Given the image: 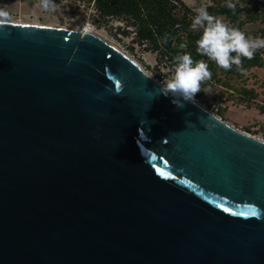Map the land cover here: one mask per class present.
Returning <instances> with one entry per match:
<instances>
[{"label": "water", "instance_id": "water-1", "mask_svg": "<svg viewBox=\"0 0 264 264\" xmlns=\"http://www.w3.org/2000/svg\"><path fill=\"white\" fill-rule=\"evenodd\" d=\"M159 87L93 34L0 23V264H264V141Z\"/></svg>", "mask_w": 264, "mask_h": 264}, {"label": "rangeland", "instance_id": "rangeland-1", "mask_svg": "<svg viewBox=\"0 0 264 264\" xmlns=\"http://www.w3.org/2000/svg\"><path fill=\"white\" fill-rule=\"evenodd\" d=\"M181 1L195 13L199 7H211L210 13L230 27L239 28L249 37L264 38V0ZM230 3L234 7H229ZM219 7L231 9V16L215 12ZM0 9L8 13L7 16L0 15L1 21L32 22L45 27L74 28L82 23L78 21L87 20L95 27L94 35L132 58L158 83L163 84L174 75L176 63L153 49L148 40L139 41L134 36L137 26L130 14L113 13L110 18L107 17L110 14L100 9L94 14L90 4L76 0H0ZM175 11L181 14L180 8ZM239 22L243 24L240 26ZM256 53L261 58V65L240 73L226 72L218 67L215 78L201 81L202 90L195 93L193 100L239 131L251 136L262 133L264 138V48L257 49Z\"/></svg>", "mask_w": 264, "mask_h": 264}, {"label": "trees", "instance_id": "trees-1", "mask_svg": "<svg viewBox=\"0 0 264 264\" xmlns=\"http://www.w3.org/2000/svg\"><path fill=\"white\" fill-rule=\"evenodd\" d=\"M98 8L105 14L127 13L134 18L137 38L139 41L148 40L153 49L161 52L174 63L175 57L184 52H190L194 60L207 62L211 78L217 76V68L220 67L215 61L197 51L196 41L202 34L203 29L191 28L192 18L196 15L181 0H96ZM179 6L180 13L175 10ZM213 8L208 7L210 13ZM250 11L249 8H244ZM215 12H221L231 16L232 10L228 7H219ZM243 22H239L241 26ZM167 35V43L163 38ZM181 43H186L187 48H180ZM236 53H233L235 55ZM240 66L235 64L230 69H224L230 73H240L241 68L250 69L252 66L261 65V58L255 52L251 59L242 57ZM222 68V67H221Z\"/></svg>", "mask_w": 264, "mask_h": 264}, {"label": "clouds", "instance_id": "clouds-1", "mask_svg": "<svg viewBox=\"0 0 264 264\" xmlns=\"http://www.w3.org/2000/svg\"><path fill=\"white\" fill-rule=\"evenodd\" d=\"M47 8L48 4L45 3ZM229 7H234L229 4ZM0 15L7 16L4 9H0ZM3 21H0L2 23ZM193 30L203 29L196 41L197 51L215 61L220 67L230 69L233 64L240 66L242 57L251 59L256 50L264 48V38L249 37L236 27H230L222 19L207 11L206 7L196 9V15L192 18ZM167 43V35L163 38ZM180 48H187L186 43H181ZM233 53H236L233 55ZM175 72L171 79L160 84L159 92L163 95L172 94V102L182 106L183 100H193L195 93L201 91V81L209 79L211 72L207 62L194 60L190 52H184L175 57ZM244 71L243 68L240 69Z\"/></svg>", "mask_w": 264, "mask_h": 264}, {"label": "bare ground", "instance_id": "bare-ground-1", "mask_svg": "<svg viewBox=\"0 0 264 264\" xmlns=\"http://www.w3.org/2000/svg\"><path fill=\"white\" fill-rule=\"evenodd\" d=\"M1 21V20H0ZM8 22H13V21H8ZM14 23H18V24H26V25H35V26H42V27H45V26H43V25H40V24H35V23H23V22H15L14 21ZM52 28H58V29H62V30H68V31H75V32H78V33H80V34H83V33H90V34H93L94 35V33H93V31L90 29V27H89V24H87L86 22H82V23H79L76 27H74V28H62V27H60V26H58V27H52ZM96 36V35H95ZM97 37V36H96ZM98 38H99V36H98ZM101 39V38H100ZM103 40V39H102ZM103 41H105V40H103ZM106 42V41H105ZM108 43V42H107ZM110 44V43H109ZM110 45H112V44H110ZM113 47H115L114 45H112ZM116 48V47H115ZM118 49V48H117ZM119 50V49H118ZM120 51V50H119Z\"/></svg>", "mask_w": 264, "mask_h": 264}, {"label": "built area", "instance_id": "built-area-1", "mask_svg": "<svg viewBox=\"0 0 264 264\" xmlns=\"http://www.w3.org/2000/svg\"><path fill=\"white\" fill-rule=\"evenodd\" d=\"M76 1L79 2V3H82V4H90V10H91V12L94 13V14L100 12L98 6H96V5H97V4H96V0H91V2H89V3H87V1H85V0H76ZM107 17H110V18H111L112 15H109V16H107ZM84 21H85L87 24H89L90 29H91L92 31L95 32V27H94V25H92V24H91L90 22H88L87 20L78 21V22H84ZM133 34H134V36H135V35L137 36L136 31H134ZM248 135H249V134H248ZM250 136H251V135H250ZM252 137L264 141V138H263V136H262V133H260L259 135H253Z\"/></svg>", "mask_w": 264, "mask_h": 264}]
</instances>
